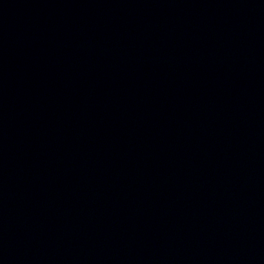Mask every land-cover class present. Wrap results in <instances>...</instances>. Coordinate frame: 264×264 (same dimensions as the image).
I'll return each instance as SVG.
<instances>
[{
	"label": "water",
	"instance_id": "1",
	"mask_svg": "<svg viewBox=\"0 0 264 264\" xmlns=\"http://www.w3.org/2000/svg\"><path fill=\"white\" fill-rule=\"evenodd\" d=\"M0 264H264V0H0Z\"/></svg>",
	"mask_w": 264,
	"mask_h": 264
}]
</instances>
